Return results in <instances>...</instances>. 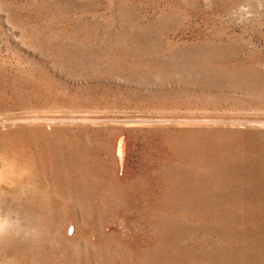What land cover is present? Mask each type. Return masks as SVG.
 I'll return each mask as SVG.
<instances>
[{"label": "rangeland", "instance_id": "rangeland-1", "mask_svg": "<svg viewBox=\"0 0 264 264\" xmlns=\"http://www.w3.org/2000/svg\"><path fill=\"white\" fill-rule=\"evenodd\" d=\"M0 212V264H264V0H0Z\"/></svg>", "mask_w": 264, "mask_h": 264}, {"label": "clouds", "instance_id": "clouds-1", "mask_svg": "<svg viewBox=\"0 0 264 264\" xmlns=\"http://www.w3.org/2000/svg\"><path fill=\"white\" fill-rule=\"evenodd\" d=\"M39 232L35 229H24L17 217L11 213L0 212V245L17 239L36 240Z\"/></svg>", "mask_w": 264, "mask_h": 264}, {"label": "bare ground", "instance_id": "bare-ground-1", "mask_svg": "<svg viewBox=\"0 0 264 264\" xmlns=\"http://www.w3.org/2000/svg\"><path fill=\"white\" fill-rule=\"evenodd\" d=\"M120 151V150H119ZM122 157V156H121Z\"/></svg>", "mask_w": 264, "mask_h": 264}]
</instances>
